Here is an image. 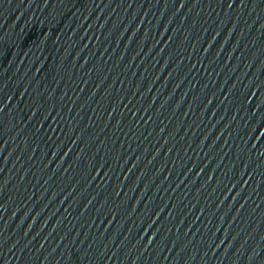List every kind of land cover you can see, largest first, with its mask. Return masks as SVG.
Here are the masks:
<instances>
[{
  "label": "water",
  "instance_id": "95a60500",
  "mask_svg": "<svg viewBox=\"0 0 264 264\" xmlns=\"http://www.w3.org/2000/svg\"><path fill=\"white\" fill-rule=\"evenodd\" d=\"M0 264H264V0H0Z\"/></svg>",
  "mask_w": 264,
  "mask_h": 264
}]
</instances>
